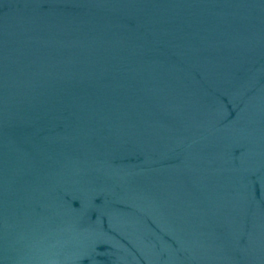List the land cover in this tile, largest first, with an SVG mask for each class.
I'll return each instance as SVG.
<instances>
[{"label": "water", "instance_id": "water-1", "mask_svg": "<svg viewBox=\"0 0 264 264\" xmlns=\"http://www.w3.org/2000/svg\"><path fill=\"white\" fill-rule=\"evenodd\" d=\"M0 264H264V0H0Z\"/></svg>", "mask_w": 264, "mask_h": 264}]
</instances>
